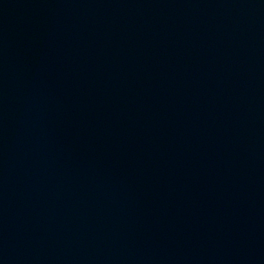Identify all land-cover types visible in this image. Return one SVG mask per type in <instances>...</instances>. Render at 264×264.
I'll return each mask as SVG.
<instances>
[{"label": "water", "instance_id": "water-1", "mask_svg": "<svg viewBox=\"0 0 264 264\" xmlns=\"http://www.w3.org/2000/svg\"><path fill=\"white\" fill-rule=\"evenodd\" d=\"M0 264H264V0H0Z\"/></svg>", "mask_w": 264, "mask_h": 264}]
</instances>
